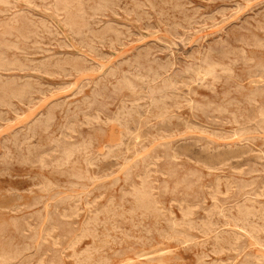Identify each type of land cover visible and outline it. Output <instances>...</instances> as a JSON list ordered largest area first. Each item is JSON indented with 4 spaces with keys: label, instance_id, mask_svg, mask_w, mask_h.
<instances>
[{
    "label": "rangeland",
    "instance_id": "374dc122",
    "mask_svg": "<svg viewBox=\"0 0 264 264\" xmlns=\"http://www.w3.org/2000/svg\"><path fill=\"white\" fill-rule=\"evenodd\" d=\"M0 21V264H264V0Z\"/></svg>",
    "mask_w": 264,
    "mask_h": 264
},
{
    "label": "bare ground",
    "instance_id": "6f19581e",
    "mask_svg": "<svg viewBox=\"0 0 264 264\" xmlns=\"http://www.w3.org/2000/svg\"><path fill=\"white\" fill-rule=\"evenodd\" d=\"M51 1V0H50ZM58 1V0H57ZM60 1V0H59ZM45 2V1H44ZM67 2V1H66ZM75 2V1H74ZM5 3V2H4ZM234 3V2H233ZM238 3V2H237ZM60 4H61V2H60ZM66 4V3H65ZM72 4V3H71ZM44 5V4H43ZM62 5V4H61ZM48 6V5H47ZM65 6V5H64ZM184 6V5H183ZM55 7V6H54ZM60 7V6H59ZM75 7V6H74ZM48 8V7H47ZM186 8H187V6H186ZM44 9V8H43ZM83 9V8H82ZM139 9V8H138ZM58 10V9H57ZM77 10V9H76ZM186 10V9H185ZM7 11V10H6ZM63 11V10H62ZM61 11V12H62ZM71 12V11H70ZM73 12V11H72ZM75 13V12H74ZM79 13V12H78ZM147 13V12H146ZM199 14V13H198ZM57 15V14H56ZM70 15V14H69ZM78 15V14H77ZM71 16V15H70ZM79 16V15H78ZM77 16V17H78ZM130 16V15H129ZM136 16V15H135ZM72 18V17H71ZM190 18V17H189ZM199 18V17H198ZM248 18V17H247ZM38 19V18H37ZM85 20V19H84ZM190 20V19H189ZM193 20V19H192ZM32 21V20H31ZM34 21V20H33ZM65 21V20H64ZM71 21V20H70ZM191 21V20H190ZM1 22V21H0ZM42 22V21H41ZM44 22V21H43ZM192 22V21H191ZM214 22V21H213ZM110 23V22H109ZM190 23V22H189ZM13 24V23H12ZM29 24V23H28ZM43 24V23H42ZM41 24V25H42ZM70 24V23H69ZM31 25V24H30ZM45 25V24H44ZM22 26V25H21ZM168 26V25H167ZM175 26V25H174ZM86 27H87V25H86ZM106 27V26H105ZM250 27V26H249ZM38 28H39V26H38ZM72 28H73V26H72ZM106 29V28H105ZM21 30V29H20ZM27 30V29H26ZM30 30V29H29ZM37 30V29H36ZM102 30V29H101ZM23 31V30H22ZM80 31V30H79ZM175 31V30H174ZM14 32V31H13ZM17 32V31H16ZM29 32V31H28ZM49 32V31H48ZM84 32V31H83ZM130 32V31H129ZM195 32V31H194ZM79 33V32H78ZM175 33V32H174ZM10 34V33H9ZM101 34V33H100ZM103 34V33H102ZM182 34V33H181ZM5 35V34H4ZM8 35V34H7ZM37 35V34H36ZM192 35V34H191ZM215 35V34H214ZM73 36V35H72ZM77 36V35H76ZM80 36V35H79ZM98 36V35H97ZM124 36H126V35H124ZM24 37V36H23ZM27 37V36H26ZM122 37V36H121ZM144 37V36H143ZM4 38V37H3ZM30 38V37H29ZM40 38V37H39ZM55 38V37H54ZM176 38V37H175ZM16 39V38H15ZM24 39V38H23ZM44 39V38H43ZM99 39V38H98ZM231 39V38H230ZM2 40V39H1ZM120 40V39H119ZM20 42V41H19ZM4 43V42H3ZM9 43V42H8ZM14 43V42H13ZM87 43V42H86ZM12 44V43H11ZM15 44V43H14ZM36 44V43H35ZM220 44V43H219ZM37 45V44H36ZM113 45V44H112ZM210 45V44H209ZM16 46H18V45H16ZM203 47V46H202ZM7 48V47H6ZM19 48V47H18ZM27 48V47H26ZM104 48V47H103ZM115 48V47H114ZM63 49V48H62ZM213 49V48H212ZM230 49V48H229ZM39 50V49H38ZM205 50V49H204ZM207 50H208V48H207ZM235 50V49H234ZM24 51V50H23ZM210 51V50H209ZM208 51V52H209ZM218 51V50H217ZM256 51V50H255ZM98 52V51H97ZM216 52V51H215ZM221 52V51H220ZM223 52V51H222ZM258 52V51H257ZM7 53V52H6ZM223 53H225V52H223ZM37 54V53H36ZM211 54V53H210ZM216 54V53H215ZM253 54V53H252ZM255 54V53H254ZM196 55V54H195ZM62 56V55H61ZM153 56H155V55H153ZM205 56H206V54H205ZM259 56V55H258ZM67 57V56H66ZM169 57V56H168ZM202 58V57H201ZM54 59V58H53ZM205 59V58H204ZM19 60V59H18ZM31 60H33V59H31ZM83 60V59H82ZM213 61V60H212ZM31 62V61H30ZM62 62V61H61ZM217 62V61H216ZM39 63V62H38ZM84 63V62H83ZM155 63V62H154ZM190 63V62H189ZM26 64V63H25ZM50 64V63H49ZM55 64H56V62H55ZM66 64V63H65ZM187 64V63H186ZM9 65V64H8ZM68 65V64H67ZM95 65V64H94ZM213 66V65H212ZM219 66V65H218ZM28 67V66H27ZM221 67V66H220ZM29 68V67H28ZM83 68V67H82ZM94 68V67H93ZM3 70V69H2ZM180 71V70H179ZM190 71V70H189ZM65 73V72H64ZM53 74H55V73H53ZM126 74V73H125ZM217 74H218V72H217ZM224 74V73H223ZM19 75V74H18ZM30 76V75H29ZM55 76V75H54ZM70 76V75H69ZM191 76V75H190ZM254 76V75H253ZM250 77H252V76H250ZM25 78H27V77H25ZM167 78V77H166ZM182 78V77H181ZM197 78V77H196ZM189 79V78H188ZM135 80H136V78H135ZM182 80V79H181ZM187 80V79H186ZM248 80V79H247ZM246 80V81H247ZM214 81V80H213ZM258 81V80H257ZM260 81V80H259ZM27 82V81H26ZM179 82V81H178ZM182 83V82H181ZM242 83V82H241ZM186 84V83H185ZM174 85H175V83H174ZM26 86V85H25ZM241 86V85H240ZM29 87V86H28ZM63 87H65V86H63ZM181 87V86H180ZM179 89V88H178ZM191 89V88H190ZM21 91V90H20ZM151 92V91H150ZM38 93V92H37ZM47 93V92H46ZM77 94V93H76ZM256 94V93H255ZM172 95V94H171ZM176 95V94H175ZM130 97V96H129ZM164 97V96H163ZM172 97V96H171ZM133 99V98H132ZM161 99V98H160ZM183 99H185V98H183ZM135 100V99H134ZM141 100V99H140ZM224 100V99H223ZM142 101V100H141ZM126 102V101H125ZM138 102V101H137ZM30 103V102H29ZM120 103H122V102H120ZM188 103V102H187ZM33 104V103H32ZM178 107V106H177ZM118 108V107H117ZM102 109V108H101ZM18 110V109H17ZM118 110V109H117ZM235 110V109H234ZM237 111V110H236ZM71 112V111H70ZM4 113V112H3ZM87 113V112H86ZM113 113V112H112ZM124 113V112H123ZM168 114V113H167ZM109 115V114H108ZM112 115V114H111ZM192 115V114H191ZM203 115V114H202ZM163 116V115H162ZM188 116V115H187ZM15 117V116H14ZM84 117V116H83ZM98 117V116H97ZM119 117V116H118ZM123 117V116H122ZM156 117V116H155ZM154 117V118H155ZM216 117V116H215ZM100 118V117H99ZM108 118V117H107ZM114 118V117H113ZM152 118V117H151ZM182 118V117H181ZM208 118V117H207ZM213 118V117H212ZM111 119V118H110ZM162 119V118H161ZM115 121V120H114ZM135 121V120H134ZM199 121V120H198ZM70 122V121H69ZM92 123V122H91ZM184 123V122H183ZM210 123V122H209ZM174 127V126H173ZM196 128V127H195ZM247 128V127H246ZM254 128V127H253ZM191 129V128H190ZM231 131V130H230ZM76 133V132H75ZM149 133V132H148ZM159 133V132H158ZM229 133V132H228ZM72 134V133H71ZM80 134V133H79ZM128 134V133H127ZM150 135V134H149ZM170 135V134H169ZM231 135V134H230ZM80 136H81V134H80ZM167 136V135H166ZM90 138V137H89ZM156 138V137H155ZM188 138V137H187ZM90 140V139H89ZM68 142V141H67ZM73 142V141H72ZM90 143V142H89ZM106 143V142H105ZM138 143V142H137ZM191 143V142H190ZM196 143V142H195ZM79 145H81V144H79ZM244 146V145H243ZM112 147V146H111ZM251 148V147H250ZM82 149V148H81ZM224 149V148H223ZM229 149V148H228ZM262 149V148H261ZM205 150V149H204ZM252 150V149H251ZM107 151V150H106ZM200 151V150H199ZM158 152H159V150H158ZM80 153V152H79ZM157 153V152H156ZM173 153H174V151H173ZM107 154V153H106ZM222 154V153H221ZM201 155V154H200ZM171 156H172V154H171ZM52 157H53V155H52ZM155 157V156H154ZM153 157V158H154ZM46 158V157H45ZM206 158V157H205ZM209 158V157H208ZM11 159V158H10ZM48 159V158H47ZM90 159V158H89ZM162 159V158H161ZM230 159V158H229ZM250 159V158H249ZM53 160V159H52ZM200 160V159H199ZM206 161V160H205ZM205 161H203V162H205ZM229 161V160H228ZM25 162V161H24ZM118 162V161H117ZM213 162V161H212ZM36 163V162H35ZM38 163V162H37ZM96 163H98L97 161H96ZM197 163V162H196ZM232 163V162H231ZM39 164V163H38ZM245 164V163H244ZM27 165V164H26ZM102 165V164H101ZM106 165H108V164H106ZM147 165V164H146ZM204 165H205V163H204ZM33 166V165H32ZM114 166V165H113ZM153 166V165H152ZM1 167V166H0ZM213 167V166H212ZM241 167V166H240ZM119 168V167H118ZM134 168V167H133ZM205 168V167H204ZM106 169V168H105ZM232 169V168H231ZM21 170V169H20ZM55 170V169H54ZM147 170V169H146ZM215 170V169H214ZM235 170V169H234ZM104 171V170H103ZM218 171V170H217ZM15 172H17V171H15ZM44 172V171H43ZM113 172V171H112ZM153 172V171H152ZM161 173V172H160ZM10 174V173H9ZM66 174V173H65ZM106 174V173H105ZM128 174V173H127ZM154 174V173H153ZM39 175V174H38ZM61 175V174H60ZM227 175V174H226ZM134 176V175H133ZM132 176V177H133ZM152 176V175H151ZM175 176V175H174ZM12 177V176H11ZM61 177V176H60ZM212 177V176H211ZM134 178V177H133ZM210 178V177H209ZM216 178V177H215ZM220 178H222V177H220ZM12 179V178H11ZM31 179V178H30ZM221 180V179H220ZM68 181V180H67ZM222 181V180H221ZM82 182V181H81ZM86 182V181H85ZM134 182V181H133ZM154 182V181H153ZM234 182V181H233ZM6 183V182H5ZM205 183V182H204ZM217 183V182H216ZM109 184V183H108ZM234 184V183H233ZM126 185V184H125ZM239 185V184H238ZM205 186V185H204ZM216 186V185H215ZM229 186V185H228ZM226 187H227V185H226ZM41 188V187H40ZM189 188V187H188ZM230 188V187H229ZM39 189V188H38ZM72 190V189H71ZM132 190H133V188H132ZM185 190V189H184ZM213 191H214V189H212ZM217 190H220V189H218L217 188ZM217 190H216V192H217ZM262 190V189H261ZM33 191V190H32ZM106 191V190H105ZM157 191V190H156ZM189 191V190H188ZM257 191V190H256ZM155 192V191H154ZM180 192V191H179ZM177 193V192H176ZM214 193V192H213ZM261 193V192H260ZM10 194V193H9ZM101 194V193H100ZM103 194V193H102ZM105 194V193H104ZM192 194V193H191ZM227 194V193H226ZM229 194V193H228ZM18 195V194H17ZM110 195V194H109ZM159 195V194H158ZM177 195V194H176ZM180 195V194H179ZM211 195V194H210ZM214 195V194H213ZM86 196V195H85ZM98 196V195H97ZM259 196H261V195H259ZM108 197V196H107ZM112 197V196H111ZM204 197V196H203ZM212 197V196H211ZM217 197V196H216ZM26 198V197H25ZM89 198V197H88ZM121 198V197H120ZM192 198V197H191ZM215 198V197H214ZM251 198V197H250ZM14 200H16V199H14ZM61 200V199H60ZM95 200V199H94ZM208 200V199H207ZM216 200V199H215ZM32 201V200H31ZM94 202V201H93ZM160 202V201H159ZM205 202V201H204ZM238 202V201H237ZM253 202V201H252ZM2 204V203H1ZM76 204V203H75ZM91 204V203H90ZM219 204V203H218ZM258 204V203H257ZM169 205H170V203H169ZM197 205V204H196ZM222 205V204H221ZM167 206V205H166ZM183 206V205H182ZM199 206V205H198ZM28 207V206H27ZM92 207H94V206H92ZM193 207V206H192ZM195 207H197V206H195ZM200 207V206H199ZM214 207V206H213ZM216 207V206H215ZM58 208V207H57ZM62 208V207H61ZM207 208H208V206H207ZM27 209V208H26ZM84 209V208H83ZM93 209V208H92ZM105 209V208H104ZM169 209V208H168ZM87 210H88V208H87ZM185 210V209H184ZM188 210V209H187ZM199 210V209H198ZM156 211V210H155ZM96 212V211H95ZM169 212V211H168ZM171 212H173V211H171ZM193 212V211H192ZM16 213V212H15ZM162 213V212H161ZM206 213V212H205ZM107 214V213H106ZM137 214V213H136ZM158 214V213H157ZM160 214V213H159ZM191 214H193V213H191ZM73 215H75V214H73ZM77 215V214H76ZM163 215V214H162ZM190 215V214H189ZM62 216V215H61ZM82 216V215H81ZM80 216V217H81ZM94 216V215H93ZM116 216V215H115ZM184 216V215H183ZM194 217V216H193ZM206 217V216H205ZM94 218H96V217H94ZM188 218V217H187ZM221 218V217H220ZM40 219V218H39ZM58 219V218H57ZM60 219V218H59ZM84 219V218H83ZM108 219V218H107ZM35 220V219H34ZM162 220V219H161ZM193 220V219H192ZM195 220V219H194ZM172 221H173V219H172ZM24 222V221H23ZM84 223V222H83ZM89 223V222H88ZM3 224V223H2ZM28 224V223H27ZM168 224V223H167ZM91 225V224H90ZM133 225V224H132ZM50 226V225H49ZM182 226V225H181ZM3 227H5V226H3ZM33 227V226H32ZM219 227V226H218ZM56 228V227H55ZM83 228V227H82ZM95 228V227H94ZM158 228V227H157ZM87 229V228H86ZM142 229V228H141ZM82 231V230H81ZM263 231V230H262ZM191 232V231H190ZM48 233H50V232H48ZM82 233V232H81ZM80 233V234H81ZM156 233V232H155ZM84 234V233H83ZM48 235V234H47ZM165 235V234H164ZM212 235V234H211ZM264 235V234H263ZM141 236V235H140ZM172 236V235H171ZM200 236V235H199ZM241 236V235H240ZM46 237V236H45ZM111 237V236H110ZM187 237V236H186ZM12 238V237H11ZM169 238V237H168ZM192 238V237H191ZM253 238V237H252ZM241 239V238H240ZM239 239V240H240ZM47 240V239H46ZM254 240V239H253ZM10 241V240H9ZM203 241V240H202ZM244 241V240H243ZM257 241V240H256ZM12 242V241H11ZM69 242V241H68ZM197 242V241H196ZM79 243V242H78ZM184 243H186V242H184ZM179 244V243H178ZM152 245V244H151ZM188 245V244H187ZM71 246V245H70ZM250 246V245H249ZM38 247V246H37ZM235 247V246H234ZM261 247V246H260ZM61 249V248H60ZM69 249V248H68ZM90 249V248H89ZM264 249V248H263ZM55 250V249H54ZM57 250V249H56ZM59 250V249H58ZM50 251V250H49ZM60 251V250H59ZM58 251V252H59ZM122 252V251H121ZM169 252V251H168ZM36 253V252H35ZM165 253V252H164ZM13 255V254H12ZM101 255V254H100ZM248 255V254H247ZM0 256H2V255H0ZM62 256V255H61ZM237 256V255H236ZM16 257V256H15ZM77 257V256H76ZM117 257V256H116ZM122 257V256H121ZM176 257V256H175ZM178 257V256H177ZM69 258V257H68ZM182 259V258H181ZM9 260V259H8ZM256 260H257V258H256ZM229 261V260H228ZM227 261V262H228ZM222 262V261H221ZM35 264V263H34ZM76 264V263H75Z\"/></svg>",
    "mask_w": 264,
    "mask_h": 264
}]
</instances>
